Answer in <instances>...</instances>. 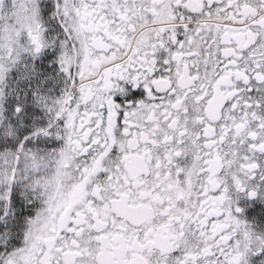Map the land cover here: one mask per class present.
Listing matches in <instances>:
<instances>
[{"label":"snow or ice","instance_id":"1","mask_svg":"<svg viewBox=\"0 0 264 264\" xmlns=\"http://www.w3.org/2000/svg\"><path fill=\"white\" fill-rule=\"evenodd\" d=\"M0 264H264V0H0Z\"/></svg>","mask_w":264,"mask_h":264},{"label":"flooded vegetation","instance_id":"2","mask_svg":"<svg viewBox=\"0 0 264 264\" xmlns=\"http://www.w3.org/2000/svg\"><path fill=\"white\" fill-rule=\"evenodd\" d=\"M53 91H55V89H52Z\"/></svg>","mask_w":264,"mask_h":264}]
</instances>
